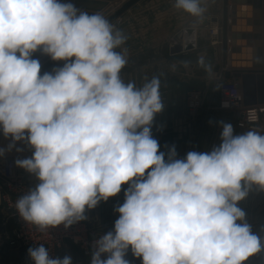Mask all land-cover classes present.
<instances>
[{
	"label": "clouds",
	"instance_id": "obj_1",
	"mask_svg": "<svg viewBox=\"0 0 264 264\" xmlns=\"http://www.w3.org/2000/svg\"><path fill=\"white\" fill-rule=\"evenodd\" d=\"M174 7L193 17L204 12L201 0ZM126 39L73 0H0V130L11 140L0 156L27 142L32 156L15 165L39 181L16 211L40 231L67 229L128 184L90 264H130L129 251L141 264H245L264 251V237L239 206L254 188L264 192V134H235L221 120L220 143L210 151L184 158L175 145L160 151L152 135L165 108L160 80L124 82L127 52L117 49ZM36 52L64 63L41 74ZM199 64L211 74V64ZM28 255L34 264H72L67 255L51 258L43 244Z\"/></svg>",
	"mask_w": 264,
	"mask_h": 264
},
{
	"label": "crops",
	"instance_id": "obj_2",
	"mask_svg": "<svg viewBox=\"0 0 264 264\" xmlns=\"http://www.w3.org/2000/svg\"><path fill=\"white\" fill-rule=\"evenodd\" d=\"M127 1L113 0L101 14L108 13L105 17L109 18ZM174 4L175 0H142L112 24L127 37L121 48L117 49V51L126 49L127 52L128 62L121 71L124 82H134L137 87H141L154 76L160 80V94L165 108L161 113L156 114L152 124V135L158 140L160 151L167 153L168 148L175 145L177 158H184L189 151L205 152V145H210L212 148L220 143L221 127L218 122L207 121L202 117L210 107V91L216 90L218 94V97H212V107L216 105V99H220L219 84L215 79L217 73L207 74L200 71L202 66L199 60L204 59L205 52L210 51L215 59L214 65H218L221 71L224 69L220 48L210 45L211 38L208 34V29L216 25L215 18L220 17L222 1L201 0V7L204 8L201 17H193L181 9H176ZM194 26L200 28L197 48L174 56L171 52L173 39L183 40L181 42L183 43L185 37L181 35L183 30ZM202 27L204 28L201 30ZM33 56H37L36 58L40 60L41 67L52 60L40 52L34 53ZM61 64L62 61L59 62V65ZM193 88L198 89L203 95V107L197 114L198 120L193 119L197 116H190L187 106L188 92ZM234 130L237 134L248 131L236 126ZM10 142V138L6 139L1 133L0 146H8ZM17 144L22 149L20 157L3 155L0 159L16 160L32 156L33 149L27 142H17ZM18 172L37 180L25 169L21 168ZM127 187L128 184L122 185L119 194L110 197L107 201H100L93 209L86 210L90 229L95 236V231L99 229L102 231L99 237L113 230L114 222L119 218L115 208L124 202V190ZM239 206L246 212V219L252 225L253 231L264 237V231L261 230L264 228V192L254 188L244 200L239 202ZM1 213L3 217L8 216L4 211ZM7 219L10 225L5 233L0 234V246H4V249L0 247V264H29L22 249L9 246V240L15 233V223L8 217ZM62 251V258L66 255L70 256L72 264H90V260L83 258L81 250L73 244H68ZM130 255L129 252L126 258L132 261ZM137 262H141V258L135 263ZM245 264H264V251L249 257Z\"/></svg>",
	"mask_w": 264,
	"mask_h": 264
},
{
	"label": "built area",
	"instance_id": "obj_3",
	"mask_svg": "<svg viewBox=\"0 0 264 264\" xmlns=\"http://www.w3.org/2000/svg\"><path fill=\"white\" fill-rule=\"evenodd\" d=\"M216 26L219 27L218 24ZM209 32L211 33L212 47L220 48V29L218 28L217 33L211 27ZM198 33L199 31L193 28L183 31L181 35L185 36L184 40L188 37L189 39L193 37L194 43L192 44L190 41L186 44L187 42H185L186 46H184V43H181L183 40L177 39L178 41L173 42V46H181L182 53L195 50L198 45ZM223 73L224 69H222L217 80L220 95L218 110L228 113H241L243 121L239 127L259 131L261 126L260 121L264 116V106L245 107L242 93L237 88L236 83L234 81H226ZM225 101L230 104L228 108L222 106ZM187 106L190 116H197L203 107L202 93L190 91L187 96ZM38 182V180L30 178L27 175L19 174L15 160L0 159V206L4 208L3 211L7 213V217L15 223V233L13 238L9 240V246L22 249L29 264H34V261L28 255V249L30 247H39L41 244L48 249L51 258L58 257L57 254L64 250L68 244H73L81 250L83 258L91 261L92 252L94 251L93 245L98 238L90 229L87 211L85 212L87 219L76 222L67 229L61 224L56 228L44 231H40L37 226L28 224L19 216V213L15 209L16 200L20 196L27 194L28 190ZM107 255L105 254L102 258H107ZM133 264H141V262Z\"/></svg>",
	"mask_w": 264,
	"mask_h": 264
},
{
	"label": "water",
	"instance_id": "obj_4",
	"mask_svg": "<svg viewBox=\"0 0 264 264\" xmlns=\"http://www.w3.org/2000/svg\"><path fill=\"white\" fill-rule=\"evenodd\" d=\"M111 1L113 0H73L84 10L100 13L110 5ZM140 1L142 0H128L107 19L111 23L116 22ZM221 1L220 18H215L214 23L220 26V53L224 79L236 83L242 93L245 107L264 106V0H255V19L252 22L253 31L250 33L236 31L237 11L242 0ZM241 40L244 41L243 44L239 43ZM245 49H251V52L246 53ZM171 52L174 56L181 54L182 48L177 46ZM59 62L51 60L46 63L41 67V74L61 67L64 62L62 61L61 65ZM3 210L4 208L0 206V211ZM62 253L63 251H60L57 254L61 259Z\"/></svg>",
	"mask_w": 264,
	"mask_h": 264
},
{
	"label": "rangeland",
	"instance_id": "obj_5",
	"mask_svg": "<svg viewBox=\"0 0 264 264\" xmlns=\"http://www.w3.org/2000/svg\"><path fill=\"white\" fill-rule=\"evenodd\" d=\"M191 28H193V29H196L197 31H199L200 30V28H197V27H190V28H187V29H191ZM204 27H202L201 28V30L203 29ZM187 29H184L183 31H185V30H187ZM205 29H207V28H205ZM207 31V30H206ZM208 31H209V29H208ZM207 31V32H208ZM208 34H211L210 32L208 33ZM210 36V38H211V35H209ZM172 41V40H171ZM173 41H176L175 39H173ZM211 45V44H210ZM212 46V45H211ZM174 48H175V46H173ZM213 50V49H212ZM206 54V56H205V58H204V61H205V63L206 64H211V66H212V72L211 73H217L216 74V77H215V79L216 80H218V74H220L221 73V69L218 67V65H214V63H215V59H214V57H213V55H212V52H205ZM200 71H202V72H204V73H207V74H209L205 69H204V67H200ZM218 75V76H217ZM219 86V85H218ZM190 91H198V89H195V88H193L192 90H190ZM189 91V92H190ZM188 92V93H189ZM218 94H217V91L215 90V91H210V93H209V97H210V99H209V101H211V103H210V107H209V109L207 110L205 107V109H206V111H205V113H203V116L202 117H204V119L205 120H207V121H216V122H218V121H221V120H223V121H225V122H230V123H232V125L233 126H236V127H239L240 126V124H241V122L243 121V116L241 115V113H228V112H223V111H219L218 110V107H219V100H218V98L216 99V105L215 106H213L212 107V97H216ZM220 96V95H219ZM218 97V96H217ZM204 106H206V105H204ZM199 116H197L196 118H193V119H199L198 118ZM260 130L259 131H257V132H259V133H261V134H264V116H263V118H261V121H260ZM240 128V127H239ZM221 131H222V128H220V130H219V132L221 133ZM1 133H2V130H0V135H1ZM235 134H237L236 133V130H235ZM210 143H212L211 141H210ZM0 148H5V149H7V146H0ZM16 148H20V145L19 144H17L16 145V147L15 148H13L11 151H6L5 152V156H14V157H20V155H21V151H16ZM205 149H206V151H210L212 148H211V146L209 145H205V147H204ZM21 149V148H20ZM21 168L20 167H18V170H20ZM243 210V209H242ZM2 211H0V234H1V232L3 233H5V231L7 230V227H8V225H10V221L7 219V217L5 216V217H3L2 216V213H1ZM96 232V236L97 237H99L100 235H101V233H102V231H101V229H99V230H97V231H95ZM1 247V249H4L3 247L4 246H0ZM130 253H131V251H129ZM131 256V259H132V261H130V263L131 262H133L134 260H135V262H136V260H138V259H140V258H136V257H134L132 254L130 255ZM135 262H133V263H135ZM133 263H131V264H133Z\"/></svg>",
	"mask_w": 264,
	"mask_h": 264
},
{
	"label": "snow or ice",
	"instance_id": "obj_6",
	"mask_svg": "<svg viewBox=\"0 0 264 264\" xmlns=\"http://www.w3.org/2000/svg\"><path fill=\"white\" fill-rule=\"evenodd\" d=\"M255 0H242L239 5L237 16L238 21L236 24V31L250 33L253 31V21L255 19ZM239 43L243 44L241 40ZM246 53H250L251 49H245Z\"/></svg>",
	"mask_w": 264,
	"mask_h": 264
},
{
	"label": "bare ground",
	"instance_id": "obj_7",
	"mask_svg": "<svg viewBox=\"0 0 264 264\" xmlns=\"http://www.w3.org/2000/svg\"><path fill=\"white\" fill-rule=\"evenodd\" d=\"M218 18H220V17H218ZM218 28L220 29V26L219 27H217L216 25L213 27V29H214V31H216L217 33H218ZM220 33V32H219ZM189 40V41H188ZM193 40V41H192ZM191 41V43L193 44L194 43V39H193V37L192 38H190L189 39V37L188 38H186L185 40H184V46H186V44H188L189 42ZM185 42H187L186 44H185ZM174 43H175V41H174ZM178 46V45H177Z\"/></svg>",
	"mask_w": 264,
	"mask_h": 264
}]
</instances>
